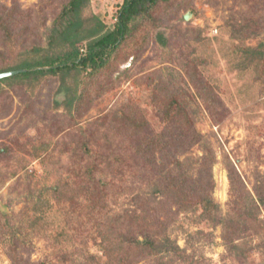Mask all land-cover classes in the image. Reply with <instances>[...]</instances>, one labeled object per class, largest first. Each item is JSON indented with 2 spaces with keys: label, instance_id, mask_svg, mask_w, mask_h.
<instances>
[{
  "label": "rangeland",
  "instance_id": "rangeland-1",
  "mask_svg": "<svg viewBox=\"0 0 264 264\" xmlns=\"http://www.w3.org/2000/svg\"><path fill=\"white\" fill-rule=\"evenodd\" d=\"M17 1L22 11L36 7L29 24L36 28L43 18L49 27L61 0L45 13L40 7L45 0ZM122 2L90 0L89 8L110 26ZM0 4L11 6L12 0ZM159 8L155 15L167 27L142 29L139 45L132 46L136 53L130 51L126 61L111 67L103 86L91 85L72 112L62 103L72 95L64 93L56 78H44L31 98L23 88H15L0 101V264L107 263L102 237L107 233L117 237L115 223L114 228L109 226L117 216L125 218L126 209L143 211L133 204L129 191L108 194L106 209L95 212L85 225L88 200L81 193V152L107 154L131 148L125 139L128 129L113 123L121 106L140 113L151 130L160 132L167 123L157 105L161 98L155 102L154 98L164 93L163 84L168 87L167 98L175 95L187 106L193 130L209 149L190 146L188 137L186 150L175 154L218 206L215 221L199 207L185 210L158 196L144 214L149 225L133 234L139 240L152 236L176 242L186 259L145 244L132 259L122 254L123 259L112 264H264V209L250 219L238 216L229 180L232 164L245 189L241 202L247 192L255 197L258 179L264 183V61L250 64L252 55L243 52L246 47L264 49V0H175L168 10ZM199 81L216 97L215 112L203 106L201 98L196 100ZM105 113L112 114L108 122L101 117ZM92 158L87 155L83 165ZM96 174L105 178L100 171ZM222 218L243 223L231 243ZM126 219L123 230L130 223Z\"/></svg>",
  "mask_w": 264,
  "mask_h": 264
},
{
  "label": "trees",
  "instance_id": "trees-1",
  "mask_svg": "<svg viewBox=\"0 0 264 264\" xmlns=\"http://www.w3.org/2000/svg\"><path fill=\"white\" fill-rule=\"evenodd\" d=\"M174 1L123 0L117 11V20L108 26L89 8L90 0H61L59 10L49 27L46 26V18H43L36 28H30L29 25L35 6L22 11L17 0H12L11 6L0 4V73L26 69L0 78V101L6 94H10L9 89L15 88H23L22 91L27 93V98H31L44 78H56L64 88V93L66 91V94L69 93L68 96L72 95L62 102L72 112L79 106L85 92L92 90L91 85L98 83L103 86L105 78L108 79L110 76V68L126 61L131 52L136 53L132 46L139 45L137 40L142 29L149 25L151 28L160 29L164 22L155 15V12L160 9L159 7L168 10ZM56 2L57 0L42 1L41 12L45 8L51 9ZM23 14L26 15L22 17ZM36 30L39 31V35L35 34ZM243 52L252 55L250 64L255 59L264 61V49L261 46L256 49L246 47ZM125 70H120V73H124ZM67 79L71 80V83H68ZM80 86L82 89L79 90ZM160 90L164 93L155 96L154 102L161 98L157 105L167 123L160 132L151 130L149 122L140 113L134 114L127 107L121 106L113 115L115 116L113 123L128 129L126 132L129 134L125 139L130 142L128 144L131 148L122 150L123 148L119 147L107 154L89 150L81 152L80 160L83 166L81 168H84L82 172L84 181L80 180L81 193L85 194L88 200L85 205L87 208L84 214L85 225L94 218L95 212L100 213L106 209L105 197L108 194L117 196L120 192L129 191L132 193L133 204L141 207L143 211L141 214L130 208L125 210V218L117 216L113 226H109L114 228L115 223L117 232L108 228L114 231L117 237L111 236L106 230L107 234L101 240L108 258L106 264L121 261L122 254L132 259L138 249H142L139 246L145 244L160 251L165 249L178 252V255L186 259L185 251L176 242L168 239L160 242L152 236L139 240L133 234L135 229L141 232L145 223L149 225L144 214L151 204H156L158 196L171 199L185 210L199 207L206 218L215 221L213 215L218 206L208 190L199 184L200 181L197 183L190 174L188 169L190 167L184 165L185 160L175 154L180 149L186 150L185 142H188L186 141L188 137L191 138L190 146L200 144L204 152L209 150L207 144L203 145L202 136L193 130L194 123L187 112V106L175 95L167 98L165 94L168 91L167 85L163 84ZM210 91L212 90L206 83L202 81L197 83L196 100L201 98L204 101L203 106L212 113L216 109V97L211 96ZM209 96L213 98L212 102H208ZM60 102L58 101V104ZM111 115L105 113L101 117L108 122ZM15 143L18 144L17 139ZM76 154L79 155V151ZM87 155L90 158L92 155L94 157L89 159L87 165H83ZM205 156L202 155L204 163L208 159ZM102 164L104 166L100 167ZM98 171L102 172L105 178H98L96 174ZM229 180L236 214L246 219L257 216L256 213L261 208L264 209V183L260 181L261 179L254 185L255 197L247 192L245 201L242 202L241 192L245 191L242 188L243 181L232 164H229ZM207 185L211 186V183L207 181ZM67 200L74 202L72 196H68ZM126 218H130V223L127 224L128 228L123 230L121 224L124 221V225ZM220 221L224 224L226 240L231 243L232 235L242 229L243 223L233 218L228 220L222 218Z\"/></svg>",
  "mask_w": 264,
  "mask_h": 264
},
{
  "label": "water",
  "instance_id": "water-1",
  "mask_svg": "<svg viewBox=\"0 0 264 264\" xmlns=\"http://www.w3.org/2000/svg\"><path fill=\"white\" fill-rule=\"evenodd\" d=\"M26 69H18V70H12V71H7V72H1L0 73V78L5 77V76H9V75H13L16 74L20 71H25Z\"/></svg>",
  "mask_w": 264,
  "mask_h": 264
}]
</instances>
